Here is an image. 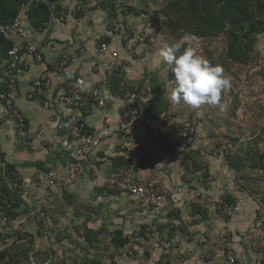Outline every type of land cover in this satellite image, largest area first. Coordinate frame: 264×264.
Here are the masks:
<instances>
[{"label":"crops","instance_id":"obj_1","mask_svg":"<svg viewBox=\"0 0 264 264\" xmlns=\"http://www.w3.org/2000/svg\"><path fill=\"white\" fill-rule=\"evenodd\" d=\"M63 7L65 9L61 17L54 21L53 26L49 24L44 29L39 31L32 29L30 32L31 37L39 45L43 46L46 58L42 64H38L32 58H29L25 73L19 81L20 96L17 100V105L22 115L26 118L28 129L33 131L43 126L46 129V133L50 136L66 137L69 133V119L72 117L81 118L87 124L89 132L94 133L95 145L89 156L93 161H96L104 177H107L113 171L125 168L131 169L139 181L148 182L156 179L174 191L181 186L192 185L198 188L209 186V182H204L201 177L200 180L199 178H197L198 180L194 179L185 168L189 164L186 161V152L190 148L185 149L189 141L180 139L179 131L170 129V124H167L169 122L162 124L161 116L147 120L146 111L138 112L136 108H131L129 99L125 95L115 94L109 104L103 108L93 106L82 110L69 109L62 103V92L76 83L83 81L86 83L87 88H91L94 84H108V79L114 73L113 65L117 61L109 55L102 56L94 55L93 53L97 40L102 35H105V32L97 31L93 37L88 35L87 27L93 28L92 23H99L101 27L103 24L97 22V18H93V21L87 24L86 15L78 17L80 16L79 10H82L80 5L77 9L74 7L73 12L67 9L65 4H63ZM78 23L82 24V29L74 30ZM10 38L13 39V37ZM118 42L119 40L112 41L111 46L123 54L125 50L123 47V49L117 47ZM66 46L70 52L76 53V57L66 71L52 79L48 94H43V91H39L42 87L40 85L46 80L50 72L55 69L60 59L61 48ZM148 55H150L149 52H146L143 58L131 59L129 64L123 67V71L116 74L120 88L125 89L122 91L133 93V101H136L137 105L142 107L146 106L148 100L152 97L151 83L153 78H155L152 75L157 73H152L151 71L157 67L160 60L157 56V62L151 64L146 61ZM4 68L5 60L0 65V91L5 88V83L3 82ZM116 79L114 80L116 81ZM45 88L43 87V89ZM7 115V109L0 100V201H3V203L8 202L7 204L10 205L13 211L19 214L15 220L12 219L13 223H10L12 228L9 226L7 229L5 228L6 233L2 232L3 228L1 226L3 225L0 224V232L4 235L7 233H11V236L13 235V237L10 236L6 244L8 242L13 244L16 238L18 242L23 241V247L14 249L16 253H19L17 257L19 261L16 263L21 264L22 261H25V264H46V262L57 264L53 255L49 258L40 259L39 257L42 255L40 249L44 250L46 246L56 242L55 240L50 242L51 238H49L50 231L54 228L53 225H61L62 222L67 221L68 217L70 219L74 218L70 214L72 211L76 212V215L80 216L79 218H82L80 219L82 223L79 224H76L77 220L73 219V227L74 225L79 227L82 225L83 227L85 220H83L82 214H88L89 212L92 216H96V219L88 220L87 222L90 228L94 230H99L106 226L107 230L100 234V237L104 234L107 235L109 232L112 236L117 230L122 231L123 236L127 237L138 233L142 234L144 241L141 247L144 255L128 256L127 264H157L159 262L161 257L160 246L152 241L153 234L148 233L146 230V224L152 219L148 217L149 213L153 214L151 209L142 207L134 197L111 192L106 188L104 179L96 180L87 171H84L73 184H66L63 179L57 183L52 190L41 223L35 221V226L31 227L34 222L31 223L29 216H25V214L32 207L40 190V187L33 186V183H44L48 178V171L51 169L56 170L61 178L67 176L68 166L75 159V155L60 148L32 149L30 142L14 134L13 122L8 119ZM105 124L109 128L107 134L102 128ZM156 140L169 141L171 147H175L171 148L172 151L177 152L175 153L176 158L178 157L177 162L166 174L161 170L160 164L147 160V158L139 157L137 154V146L142 144L148 146V144ZM178 141H181L182 144L177 147L174 146ZM120 142L124 146L123 149L118 146ZM36 143L37 141H34L33 144ZM137 164L139 166L137 172H135L134 166ZM7 167L9 171H7ZM63 204H69V210L66 214L62 212ZM197 206L198 208L193 218L187 213L183 203H177V205L168 204L171 213L166 220L161 221L163 225L160 230L163 232L160 233L163 237H171L176 241L172 262L174 264H224L225 241L223 235L219 236V245H216L210 253H208V242L213 239L209 238L205 242L191 239L193 235L197 236L196 230H193L196 225L194 219L202 222L203 219L212 217L209 214V204L199 202ZM26 208L28 211H26ZM120 210H122L121 215L119 214ZM217 212L219 215L225 216L219 210ZM124 215L126 216L124 217ZM188 220L191 221L188 222ZM189 225L192 227L190 228ZM212 225L207 227L211 230L213 229ZM240 225H246V223H241ZM240 225H236L237 228L235 230L234 227L233 229H228L229 231H234L233 237L236 242L239 262L240 264H246L245 262L248 260L255 264L251 256H249L251 249L248 243L251 238L249 239V234L248 236L244 235L246 232L245 227ZM224 226L226 228V223H224ZM15 229L21 232L23 236L25 234V236L19 239L18 232L14 233ZM64 229L65 227L62 228V230ZM60 230L56 234L57 238L60 236ZM172 230L175 232L173 233ZM206 231L208 230L206 229ZM36 237L41 238L42 242L44 241L42 246H40L41 244L37 245ZM210 237L216 238L217 235L211 234ZM29 239L32 241L29 242ZM24 241L26 242L24 243ZM34 242L35 244H33ZM61 242H64V240ZM110 243L112 244L111 249L116 250L113 243L111 241ZM32 244L33 250H31ZM36 245L38 247H35ZM71 248H73L71 245L66 246L68 251ZM23 249H26L28 253H21ZM48 250L55 254L52 246ZM74 251L71 250L70 253L72 252L77 261H81L83 256H80L77 251L74 253ZM94 252L95 249H92L89 256L92 253L94 254ZM107 252H110L109 249ZM76 254L80 256V259H78ZM23 255L26 258L22 257ZM246 258L247 260L243 261Z\"/></svg>","mask_w":264,"mask_h":264},{"label":"rangeland","instance_id":"obj_2","mask_svg":"<svg viewBox=\"0 0 264 264\" xmlns=\"http://www.w3.org/2000/svg\"><path fill=\"white\" fill-rule=\"evenodd\" d=\"M171 1L172 0H117L119 4L121 3L124 5V8L120 7L118 9L117 19H115V16L114 19H110L109 22H106L108 21L107 11L102 9L93 11L91 9L87 10L86 8L85 13L87 14L85 15L87 24H89L90 21H93V18H97L96 21L103 24L101 27L99 23H92L94 29L88 26V35L94 37V34L100 30L108 33V25L113 24L114 28H117L121 35L119 37L114 35L112 41L119 39L117 47L123 49L120 43L121 40L128 35V32L141 23H147L153 20L154 47L153 49L150 47L146 48L150 54L146 59L147 62L151 64L157 62L159 49L164 42L174 43L182 41L185 46L195 47L198 53L208 59L212 64H219L222 66L224 75L231 82V86L222 92L221 102L226 106V110L223 112H221L218 107L207 104L201 105L199 108H192L182 101L179 104L171 103L168 98L169 92L174 86L173 83H171L172 77L169 76L171 70L167 65L162 63L161 58L159 57L160 60L157 67L151 72L157 74L160 73L152 76H154L157 81L162 80L165 84V100L168 103V107L166 111L161 114V123L164 124L169 122L167 124H170V129L180 131L183 123L189 122L190 119H197L199 122V132L197 131L193 140H188L189 144L192 146L188 152H186V161L189 163V168L192 167V164L195 163V161L202 165L201 170L198 172L201 177H204L203 174L206 171L212 175L210 180L212 184L206 186L205 191L203 192L204 199L202 200V202L210 205L208 209L210 211L209 214H211L212 217L203 219L202 222L198 219H194V222L200 223L199 225H196V230L198 229L196 231L197 236L193 235L191 239L202 240L203 242L209 238L213 239L209 241L210 243L208 242V253H210L211 250H214L216 245H219V236H222L223 233H228V229H233V227L235 230L237 228V222L234 219H240L238 220V223H246V225H240L245 227L246 232L244 235L248 236L249 234V239L251 238L248 243L251 249V254L249 256H251L255 264H263L264 225L259 230L257 229L252 232L249 224L255 222V218L256 216H259V212H262L264 218V169L252 164L254 159L257 160L255 155L261 153L262 156H264V35L259 36L255 47L256 49L250 54L249 61L245 63H236L227 55L226 37L224 34H220L215 38L180 36L177 26L175 28L168 23L169 17L172 15L176 16V14H173V11L171 12L168 8ZM62 2L67 9L72 12L74 7L77 9L79 6V0H63ZM128 6H133L135 9L129 11L130 7ZM123 9H125L126 12H124ZM136 10H140V12L142 10V16L136 14ZM124 15L126 17H124ZM176 19L177 25L179 23L185 26L186 23H189V21H185V23L181 21L179 16H177ZM119 22H128V24L124 23L120 25ZM54 23L55 22L51 23L52 26ZM78 24L74 27V30L82 29V24ZM114 28L112 27L113 31ZM145 53L137 55V58H143L146 55ZM61 107L63 109V105ZM223 146L228 147L229 152L225 153V150H223L224 154L221 155L219 159L213 158L214 150L217 147H222L221 149H223ZM248 153L250 154L249 156L247 155ZM202 180L205 181V177ZM228 194H231L241 209H239V214L235 217L230 216V218L226 216L223 217L221 214L219 215L216 209V207H218V202L228 198ZM68 210L69 204H63L62 212L66 214ZM121 212L122 210L119 211V214ZM70 214H72L74 218L70 219V217H68L67 221L62 222L61 225H53L54 228L50 231L49 238H51L50 242L53 240L56 242L46 246L44 250L40 249L42 251V255L39 257L40 259L49 258L53 255L55 258L54 261H56L57 264H75L77 260L72 252L70 253L71 250L79 251L80 256H84L83 250L76 247V244L74 243L71 245L73 248H71L70 251L66 250V246H68L67 244L69 243L70 245V240H68L69 238L66 236H63L65 237V243L59 241V238L62 237V234L65 231L66 235L76 231L75 227L79 228L81 232H84L82 226L77 227L74 225L75 227H73L72 222L73 219H75L77 220L76 224L82 223L80 220L82 218H79L80 216L76 215V212L74 213V211L70 212ZM89 215H91L89 212L88 214H82L83 220L87 219V216ZM125 216L126 215H124V217ZM191 216L193 217V214ZM148 217L153 218L151 213L148 214ZM212 219L214 220L212 221ZM190 221L191 220H188V222ZM30 222L32 223L33 220L30 219ZM211 222L213 225L210 224ZM224 223H226V228ZM5 224L6 223H4V225ZM35 224V222L32 223L31 227L33 225L35 226ZM209 225H212V231L207 227ZM3 226H1L3 228L2 232L6 233L5 227ZM64 227L65 229L62 230ZM205 228L208 231H206ZM59 230L61 233L59 234L60 237L57 238L56 234H58ZM211 234L215 236L217 235V237H210ZM107 235H109V233H107ZM107 235H102L101 249L103 251L97 254L100 257H105L104 260L108 263L113 261L114 263L118 262L115 264H126L128 262L127 257L129 254L125 255L122 252L114 254L113 252L112 255H115L114 260L110 258L112 257L110 255L106 257V250L111 248L109 243L111 237L110 235ZM78 239H80L79 236ZM36 240L38 243L37 245H43L44 241L42 242L41 238L38 237ZM22 242L23 241H19L18 244L8 247V245H11L12 243L8 242L7 245L6 241H3L0 244V248L8 247L10 248V254H17L14 249L15 247L18 249L23 247ZM25 242L26 241H24V243ZM33 244H35V242ZM33 244L31 250L34 249ZM37 245L35 247H38ZM50 246L55 250V254H53L51 250H48ZM91 256H93V253ZM22 257L26 258L25 255ZM246 260L247 258L243 261ZM78 262L79 261H77L76 264H78ZM245 263L253 264V262L248 260ZM0 264L11 263L6 259L3 262L0 261ZM21 264H25V261H22Z\"/></svg>","mask_w":264,"mask_h":264},{"label":"built area","instance_id":"obj_3","mask_svg":"<svg viewBox=\"0 0 264 264\" xmlns=\"http://www.w3.org/2000/svg\"><path fill=\"white\" fill-rule=\"evenodd\" d=\"M38 2L39 0H32ZM30 6L27 3H23L19 8L18 13L11 23L1 26V31L6 33L9 37H13L14 44L9 49L7 61L5 64V70L3 75V82L6 85V90L0 91V100L4 103L8 111V119H11L14 127V134L24 138L27 142H30L32 149H47L49 148H60L68 151L75 155L68 166L67 176L61 178L60 174L51 169L48 172V178L44 183L35 182L33 186H39L40 190L35 198V203L31 214L34 217H41L44 214V209L47 207L50 195L53 188L62 179L66 184H73L84 171H87L91 177L96 180L104 179L108 187L118 188L120 190H125L126 192L135 195L141 204L145 207H151L160 218H164L169 215V210L167 209V203L171 200L174 195L168 187L164 184L157 182L156 180L141 183L135 180L132 172L127 169H122L120 171H113L107 177H104L100 172L96 161L90 158V152L95 145L94 133L89 132L87 124L81 118L72 117L68 122V135L66 137L58 135L50 136L46 133L45 127L41 126L36 130L30 131L27 127L26 118L22 115L20 111L17 100L20 96L19 81L26 70L27 61L32 58L36 63L41 64L43 62L44 49L43 46L39 45L32 37L31 30L27 26L29 22V10ZM154 21L151 20L147 23H141L135 30H131V33L135 31V41L127 43V58L122 56L120 52L114 49L109 42H103L94 48V54L106 56L109 55L112 59L117 60L113 65V69H119L124 64L127 63L129 55H134L137 53L135 46L143 45L153 49L154 47V33H153ZM76 53L70 52L68 49L63 48L60 54V59L50 74L47 76L46 80L42 82L43 94H48V88L51 86L52 79L59 76L60 73L66 71L70 65L73 63ZM174 79L171 80L173 83ZM114 92L112 88L105 83L94 84L91 88L86 87L85 82L76 83L70 88L64 90L61 94L62 103L69 109H79L89 107H99L103 108L109 104V102L114 97ZM125 97L129 99V104L131 108H135V103L133 101V93L127 91ZM197 119H193L184 124L179 131V138L183 140H189L190 137L197 131ZM105 134H107L108 127L105 124L103 127ZM37 141L36 144H33ZM164 141L153 142L149 146H141L138 149L140 155L152 154L160 161V166L162 168L168 169L172 166L174 162V157L169 149L165 145ZM222 148V147H221ZM217 147L213 152V158L219 159L221 155L229 152V148L223 146V149ZM212 175L205 177L207 182H210ZM180 192L188 193L189 199L194 198V196H199L204 198V193L198 190H186L181 188ZM226 200V199H224ZM220 200L218 204L225 203V201ZM188 209H192V201L188 200L186 202ZM226 206L232 210L233 205L226 204ZM226 212V208L223 209ZM6 219L4 215V210L0 208V220ZM264 225V218L262 213L259 214L255 222L252 224V232L259 230ZM230 233H226L225 247H226V263L225 264H237L236 255V242L234 239L229 237ZM137 241L136 238H132V242ZM173 247V242L167 240L164 242V260L163 262L167 264L169 261L168 254ZM48 264V262H46Z\"/></svg>","mask_w":264,"mask_h":264},{"label":"trees","instance_id":"obj_4","mask_svg":"<svg viewBox=\"0 0 264 264\" xmlns=\"http://www.w3.org/2000/svg\"><path fill=\"white\" fill-rule=\"evenodd\" d=\"M63 0H39L38 2L32 0H0V65L5 60L6 64V58L8 57L9 49L13 46L14 40L10 38L6 33L1 31V26H4L8 23H11L14 18L16 17L19 8L22 6L23 3H27L30 8L28 10L29 13V22L27 23V26L30 30H41L47 27L49 24L57 20L61 17L64 7H63ZM79 5L82 7V10H79L78 17H83L87 10L91 9L93 11L97 10H104L107 11V20L106 22H109L110 19H117L118 17V9L124 8L123 4H119L117 0H79ZM130 7L129 11H132L133 6ZM171 12L173 11V14H176V16L169 17V25L172 27L177 26V30L179 32L180 36H187V37H210L215 38L219 36L220 34H224L226 37V47H227V55L228 57L233 60L236 63H245L249 61L250 54L252 51H254L256 48V43L259 39V36L264 35V0H172L168 7ZM124 12H126L125 9H123ZM142 10H136V14L142 16ZM179 16L181 18V21L185 23V21H189V23H186V25L179 24L177 25V19L176 17ZM124 17H126L124 15ZM126 21V20H125ZM121 24H128V22H119ZM112 27L114 28L113 24L108 25L109 32L105 33V35H102L99 40H97V45L103 43V42H109L112 38L115 36H120L119 30L117 28H114V31L112 30ZM117 34H115V33ZM111 35V36H110ZM117 38V37H116ZM133 38V36L128 32V35L125 37V39H120L121 43L120 45L124 48H126V39ZM119 39H116L117 41ZM137 49V53L134 55H129L128 61L126 64H124L119 69L114 70V73L112 77L108 79L107 83L112 88L114 94L124 96L125 95V89L120 88L119 79L117 78L116 74H119L123 71V67L127 66L132 59H136L137 55L144 54L145 52H149L146 48L147 46H135ZM141 48V49H139ZM146 54V53H145ZM96 55V54H95ZM45 61L46 53L43 54ZM42 62V63H43ZM41 63V64H42ZM5 70V68H4ZM1 72V71H0ZM173 79L172 72L169 75ZM116 79V81L114 80ZM171 79V80H172ZM152 87V97L148 100V104L144 107L137 105L136 101L135 108L138 112L146 111L147 113V120H151V118H158L160 117L162 113H164L168 107V103L165 100V84L164 82L157 81L156 78H153V81L151 83ZM5 88L3 90H6V85H4ZM42 86L39 91H43ZM38 91V90H37ZM193 119H190L189 121H192ZM186 123V122H185ZM182 126H184V124ZM199 122L197 121V131H198ZM197 131L195 134H193L189 140H193L195 135L197 134ZM199 132V131H198ZM169 143V141H167ZM171 144V143H169ZM182 142L178 141L174 146L181 145ZM192 144V143H191ZM185 146V145H184ZM192 145L187 143L186 148H190ZM172 149L175 147H171ZM174 152V150H173ZM177 153L176 151L174 154ZM149 155H152L151 153ZM250 155L249 153L247 154ZM256 156V159L252 162L253 165L256 167L264 169V156H262L261 153H258ZM146 159V157L144 156ZM176 156H174V163L176 164ZM148 160V159H147ZM159 163V160H157ZM162 171H170L171 167L168 169H163ZM186 170L191 173L194 179L200 180V175L198 172L201 170L202 165L195 161V163L192 164V167L189 168L188 164L185 166ZM208 168V167H207ZM8 169V167H7ZM9 171V169L7 170ZM210 175L208 171H206L203 176L206 177ZM204 177H201L203 179ZM198 188V187H196ZM120 189L118 188H112L110 191L113 193L120 192ZM229 197L226 198V200L230 203H236L237 201L231 196V194H228ZM0 200H1V194H0ZM8 203V202H7ZM3 203V201H0V208L5 211V216L9 219L7 221H0V224L4 225V227L7 229L8 226L12 228V221L15 220L18 217V213L13 211V209L10 207L9 204ZM46 210V209H45ZM26 211L28 209L26 208ZM258 215V210H257ZM30 218V217H29ZM11 219V221H10ZM13 219V220H12ZM43 219V218H42ZM96 219V216H88L87 219L83 222V228L84 232H81L79 228L75 229L74 235L73 233H70L68 235L65 234V232L62 234V237L59 238V241H65V237L69 238L70 245L73 243L76 244V247L83 250L84 256L81 257V261L78 260V264H101L102 261L100 258H90L88 257L90 254V251L92 249L97 250L100 246H98V243H100V234H103L107 228L106 226H103L99 230L91 229L88 225V220ZM35 221V219H34ZM37 223H41V220L37 218ZM82 226V225H81ZM78 227V226H77ZM18 232L17 229L14 230V233L16 234ZM174 233L175 231L172 230ZM11 233H7L4 235L2 232H0V244L3 241H9ZM19 235V239H21L24 236L21 235V232L17 233ZM8 235V236H7ZM111 242L115 246L116 250L115 253H118L121 248L129 241V237L123 236L122 231H115L114 236L110 234ZM78 236L80 239H78ZM13 237V235L11 236ZM60 237V236H58ZM17 239V238H16ZM13 241V244L8 245V247H12L15 244L18 243L17 240ZM32 241L29 239V242ZM86 245H85V243ZM3 245V244H2ZM69 245V243L67 244ZM8 247L0 248V261H4L8 259L9 263L15 264L17 261L18 254H10ZM15 249H17L15 247ZM74 251V250H73ZM76 251H74L75 253ZM23 254H27L28 252L26 249H23L21 252ZM78 254H80L79 251H77ZM78 259H80L79 255ZM224 254H225V262L226 263V247L224 246ZM237 255V264H240L238 259V253L236 250ZM115 255H112V259L114 260ZM262 263L264 264V260H262ZM113 264H115L113 262ZM157 264H163L162 260H159ZM169 264H173L170 262Z\"/></svg>","mask_w":264,"mask_h":264},{"label":"clouds","instance_id":"obj_5","mask_svg":"<svg viewBox=\"0 0 264 264\" xmlns=\"http://www.w3.org/2000/svg\"><path fill=\"white\" fill-rule=\"evenodd\" d=\"M135 28H133V30H135ZM135 31H133L132 33L130 31V34L133 36V38L126 39L125 40L126 44L127 43L132 44L135 41V34H136ZM137 46H143V45L138 44ZM63 48H66L69 50V48L67 46L63 47ZM63 48H61V52H62ZM126 48H127V46H126ZM124 50H125V52L123 54H121V53L120 54L122 56H124L125 58H127V52H126L127 49H124ZM158 55L161 58L162 63L167 65L170 68V70L174 76V81H173L174 86L172 87V89L170 90L169 95H168V98H169L171 103L179 104L182 101L183 103L191 106L192 108H199L201 105L207 104L210 106L218 107L221 112L226 110L225 104H223L221 102V97H222L223 90L229 88L231 86V82L224 75V70H223L222 66H220L219 64H212L208 59H206L205 57L200 55L195 47L185 46L182 41H177L174 43L164 42L159 49ZM159 141H161V140H156L154 142H159ZM164 142L166 143L165 144L166 147L169 149V151L172 153V155L174 157L175 154L171 149V144H169L167 142V140ZM152 143H150V144H152ZM150 144H148V146ZM118 146L121 149L124 148V146H122V142H120L118 144ZM141 146H146V145L142 144ZM141 146H137V148H136L138 156L143 157V158L145 156L148 160L158 163L157 162L158 159L155 157V155H149V154L140 155L138 153V149ZM158 164H160V161ZM172 167H173V164L171 166V169H172ZM120 170H117V171H120ZM127 170H130L132 172L135 180L138 182L148 183V182L156 180V179H152V180H149L148 182L139 181L137 179V177L135 176V173L131 169H127ZM168 172L169 171H163L164 174H166ZM156 181L159 183H162L158 180H156ZM204 182L208 183L206 181V179ZM162 184H164V183H162ZM209 184H212V183L209 182ZM164 185L166 186V184H164ZM105 186L108 190L112 189L111 187L107 186L106 181H105ZM166 187H168V186H166ZM168 188L170 189V191L174 195V197L169 199L171 201H169L167 203V209L169 210L168 216H166L164 218H160V217L156 216V214L154 213V211L151 207H146L148 209H151V211L153 212V214H152L153 218L150 221H148V224H146V227H147L146 230L148 233L153 234V237L151 236L153 238L152 241L154 243H156V245L160 246V250H161L160 260H162V262L164 260V255H165L164 254V242H166L167 240H171L173 242V247L171 248L170 253L168 254L169 261L167 262V264H169L173 260V253L175 252V245H176V241L174 239H172L171 237H167V238L163 237L160 233V232H163L160 230L161 226L163 225V224H161V221L166 220L170 216V213H171V210L168 208V204L177 205V203H183V206L186 208L187 213L190 215L193 214V218H194V216H195L194 213L197 211V208H198L197 204L199 202H202V200L204 198L200 197V195H199V196H194V198H192V199H189L188 193L180 192V189L181 188H185L186 190L194 189V190L204 192L206 187L196 188L195 186H192V185L191 186H181L176 191L172 190L170 187H168ZM119 191L120 192H117V193L126 194V196L134 197L135 199L138 200V202L140 203V205L142 207H145L141 204V202L139 201V199L135 195H132L131 193L126 192L125 190H119ZM50 197H51V195H50ZM188 200L192 201V205H191L192 209L191 210L188 209V207L186 205V202ZM224 201H225V203L223 202L220 205L218 204V207H216V209L219 210L220 212L222 211V213L226 217H228V218H230V216L235 217L237 214L240 213V210H239L240 206L237 202L236 203H230L227 200H224ZM34 203H35V200L33 202L32 207L25 214V216L28 215L30 217V219L33 220V222H35V221L37 222V217H34L31 214ZM226 204L233 205V209L230 210L226 206ZM225 208L227 210L226 212L223 211V209H225ZM45 209H44V214H45ZM260 213H262V212H259V214ZM4 214H5V211H4ZM44 214L40 218L38 217V219L42 220V218L44 217ZM190 218H191V220H193L192 217H190ZM256 218H258V216H256ZM34 219H35V221H34ZM7 220H9V219L6 217V219H2L0 221L2 222V221H7ZM234 220H236L237 226L241 224V223H238L239 222L238 220H240V219H234ZM10 221H11V219H10ZM195 224L199 225L198 222H195ZM252 224H249L251 231H253L252 230ZM196 225L194 226L193 230H196V227H197ZM189 227L191 228L192 226L189 225ZM142 233H143V231H142ZM228 233H230L229 237L234 239L233 231H228ZM128 237H129V241L121 248V250L119 252H122L125 255L129 254V256H132V257L144 255V251L141 247V244L144 241L143 235L138 233V234L130 235ZM223 237H224V241H225L226 236L224 233H223ZM132 238H136L137 241L132 242ZM110 241L111 240H109V243H110ZM110 245L112 248L111 243H110ZM98 246H100V247L97 250H95L93 256H88V257L100 258L102 261L101 264H113V261L108 263L106 260H104L105 257H100L97 254V253L103 251L101 249L102 248V238L101 237H100V243H98ZM224 246H225V244H224ZM111 248H108L110 252H107L108 249L106 250V257H108L109 255L112 256L113 252L115 253V250H112ZM110 258L112 259V257H110ZM127 261H128V259H127ZM48 264H51V263L48 262ZM163 264H165V263L163 262Z\"/></svg>","mask_w":264,"mask_h":264},{"label":"water","instance_id":"obj_6","mask_svg":"<svg viewBox=\"0 0 264 264\" xmlns=\"http://www.w3.org/2000/svg\"><path fill=\"white\" fill-rule=\"evenodd\" d=\"M138 166H139V164H137L136 166H134L135 172H137Z\"/></svg>","mask_w":264,"mask_h":264}]
</instances>
